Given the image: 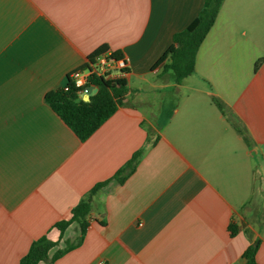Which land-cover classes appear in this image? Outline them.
Instances as JSON below:
<instances>
[{
    "label": "crops",
    "instance_id": "obj_1",
    "mask_svg": "<svg viewBox=\"0 0 264 264\" xmlns=\"http://www.w3.org/2000/svg\"><path fill=\"white\" fill-rule=\"evenodd\" d=\"M205 1L0 0V264L76 242L55 224L100 182L39 264H264V0H225L182 82L157 65ZM103 47L129 92L83 141L46 96Z\"/></svg>",
    "mask_w": 264,
    "mask_h": 264
},
{
    "label": "trees",
    "instance_id": "obj_2",
    "mask_svg": "<svg viewBox=\"0 0 264 264\" xmlns=\"http://www.w3.org/2000/svg\"><path fill=\"white\" fill-rule=\"evenodd\" d=\"M225 0H206L204 8L198 17L184 30L178 32L174 37V43L169 50L161 57L157 65H164V69L174 76L177 82H182L187 76L195 71V62L197 52L206 38L207 34L215 24L219 10ZM108 48H101L91 57V62L104 53ZM115 57H121L119 52L113 53ZM129 69L126 70V73ZM91 83L99 88L98 92L91 95L90 100L86 101L78 93L71 75L67 84L69 89L61 87L50 91L47 96V102L53 110L64 120V122L81 138L88 139L109 117H111L126 101L129 86L125 77L107 79L105 77H94ZM214 103L227 113V105L219 98L213 97ZM141 152L137 153L129 163L132 166ZM120 181H123L127 174L121 170L116 175ZM106 184L100 182L86 197H84L77 206L72 209V215L69 219L58 221L55 224L62 234L73 222H78L81 228V236L76 242H67L65 248L58 249L52 258L50 251L58 246L59 242L49 238L47 234L34 240L28 253L21 259L19 264H39L42 261L55 262L61 256L79 246L87 229L90 225V214L92 212L93 196ZM232 234L236 233L231 228ZM259 248V242L251 245L245 252L247 258L246 264H258L256 254Z\"/></svg>",
    "mask_w": 264,
    "mask_h": 264
},
{
    "label": "built area",
    "instance_id": "obj_3",
    "mask_svg": "<svg viewBox=\"0 0 264 264\" xmlns=\"http://www.w3.org/2000/svg\"><path fill=\"white\" fill-rule=\"evenodd\" d=\"M129 62V58L126 56L115 57L113 53L107 52L99 55L88 67L71 73V78L78 89V93L83 97L88 91V86L93 85L91 81L94 77L119 78L121 77L119 75L126 74V70L129 69ZM69 87V84L64 86L66 90Z\"/></svg>",
    "mask_w": 264,
    "mask_h": 264
},
{
    "label": "water",
    "instance_id": "obj_4",
    "mask_svg": "<svg viewBox=\"0 0 264 264\" xmlns=\"http://www.w3.org/2000/svg\"><path fill=\"white\" fill-rule=\"evenodd\" d=\"M98 90H99V88L97 86H93V85L88 86V91L83 96V99L86 100V101L90 100L91 95L97 93Z\"/></svg>",
    "mask_w": 264,
    "mask_h": 264
},
{
    "label": "rangeland",
    "instance_id": "obj_5",
    "mask_svg": "<svg viewBox=\"0 0 264 264\" xmlns=\"http://www.w3.org/2000/svg\"><path fill=\"white\" fill-rule=\"evenodd\" d=\"M73 241H74V239H73Z\"/></svg>",
    "mask_w": 264,
    "mask_h": 264
}]
</instances>
